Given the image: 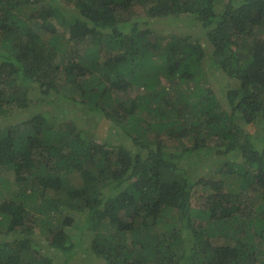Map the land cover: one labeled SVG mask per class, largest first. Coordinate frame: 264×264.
<instances>
[{
  "label": "trees",
  "instance_id": "16d2710c",
  "mask_svg": "<svg viewBox=\"0 0 264 264\" xmlns=\"http://www.w3.org/2000/svg\"><path fill=\"white\" fill-rule=\"evenodd\" d=\"M94 259L264 264V0H0V264Z\"/></svg>",
  "mask_w": 264,
  "mask_h": 264
},
{
  "label": "rangeland",
  "instance_id": "374dc122",
  "mask_svg": "<svg viewBox=\"0 0 264 264\" xmlns=\"http://www.w3.org/2000/svg\"><path fill=\"white\" fill-rule=\"evenodd\" d=\"M191 20L190 18L187 19ZM152 26L154 27V30H156V32L159 33H166V32H170V33H195V32H202V39L201 41H203L205 43V46L207 47L206 50L210 51V44L209 41L206 40V36H205V30L202 29L201 24L192 21L191 23L186 22L183 20V18H162L159 19L157 21H153L152 22ZM209 63H210V58H207L205 61V65L207 67V69L209 68ZM216 68H213V70H215ZM212 70V71H213ZM212 84L216 86L215 90L218 93L219 96H222V94L229 89V87L233 84V80L229 79H213ZM130 94H133L134 91H130ZM115 104V102H114ZM67 110L70 111L71 113L75 110L77 111V105H69L66 104ZM28 110L25 109L22 113V115L24 113H27ZM81 123L84 125V129H87L89 131V134L92 138H95V140L97 141H104L105 140V136L108 135L109 133H114L115 135H117L118 137H116L120 142H123L126 145H130V146H134L131 141L129 139H126L124 136H120L119 134H116L114 132L113 126L111 121H109L108 119H106L105 117H103L102 113H95L93 112L92 114L88 115L87 118H85L84 120H81ZM263 128V123H259V126L257 125H253V124H249L247 125V129L250 133L255 132L256 130H262ZM133 149V148H132ZM212 161H213V167L212 171L216 172L218 170V168L220 167V164H222L223 159L222 156H216V157H211ZM85 248V245H84ZM87 248V247H86ZM48 253L50 255H53L54 253H56L54 250H50L48 249ZM91 255L90 252H88V250L85 249L84 251V258L85 257H89ZM93 256H90L89 258H92ZM93 264H101V261L94 259Z\"/></svg>",
  "mask_w": 264,
  "mask_h": 264
}]
</instances>
